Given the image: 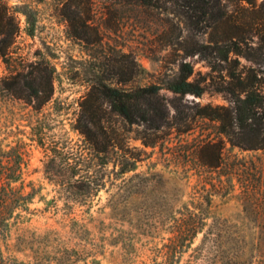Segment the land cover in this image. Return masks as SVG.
Returning a JSON list of instances; mask_svg holds the SVG:
<instances>
[{
    "label": "rangeland",
    "instance_id": "374dc122",
    "mask_svg": "<svg viewBox=\"0 0 264 264\" xmlns=\"http://www.w3.org/2000/svg\"><path fill=\"white\" fill-rule=\"evenodd\" d=\"M190 1L189 6L188 0H0L19 26L11 58L26 63L46 59L56 67L55 94L39 118L45 132L66 140L74 149L87 148L73 127L96 76L123 88L165 87L180 65L189 62L194 67L191 80L205 89L201 98L162 90L166 116L129 127L126 133L131 153L142 158L137 170L124 177L126 183L108 181L106 189L92 200L80 196L60 199L58 187L45 177L43 150L30 140L28 125L38 115L30 122L31 107L26 103L4 106L0 110L4 118L14 119L15 127L19 126L16 131H25L22 137L29 145L24 179L37 190L26 223L12 232L10 254L20 262L64 259L66 248L85 246L75 255L80 260L75 264H83L84 258L88 264H96L95 260L101 264H174L166 246L171 245L175 216L196 194L211 188L212 182L218 184L224 174L202 166L198 158L204 142L226 141L219 133V123L201 117V109L232 106L230 89L237 84L231 77L234 73L257 75L264 90V0L252 4ZM23 12L34 23L33 37L27 33L31 26ZM230 49L236 53H229L225 61ZM7 74L0 58V79ZM102 124L109 132L119 127L114 118ZM145 141L156 145L147 147ZM101 142L105 146V140ZM225 154L257 156L228 143ZM109 158L118 157L111 152ZM226 190L214 197V210L225 218H236L242 209L239 190L224 195ZM73 219L84 229L74 225ZM78 229L84 232L85 241L79 239ZM47 230L58 234L45 236ZM23 232L30 238L24 240ZM190 254H185L181 264Z\"/></svg>",
    "mask_w": 264,
    "mask_h": 264
},
{
    "label": "trees",
    "instance_id": "16d2710c",
    "mask_svg": "<svg viewBox=\"0 0 264 264\" xmlns=\"http://www.w3.org/2000/svg\"><path fill=\"white\" fill-rule=\"evenodd\" d=\"M188 1L190 6L192 2ZM23 13L32 27H28L27 33L33 37L34 23L29 22L27 12ZM18 33L16 17L7 6L0 5V37L3 36L0 58L8 71L0 79V110L4 106L15 108L23 102L31 107L30 122L38 115L36 122L28 125L30 140L43 150L46 157L45 177L58 187L60 199L80 196L92 200L106 189L108 181L112 185L119 180L126 183L124 177L135 172L142 161L139 154L131 153L126 133L130 131L129 127L166 116L162 90L180 97L190 95L201 98L205 93L199 83L191 80L194 67L189 62L180 65L165 87L150 84L123 88L96 76L81 103L82 108L73 127L84 137L87 148L74 149L66 140L45 132L39 118L45 106L53 100L56 67L46 59L30 63L23 59L13 60L10 49ZM232 52L236 53L230 49L224 57L225 61ZM231 77L237 82L230 89L232 106H205L200 112L201 117L219 123V133L226 141L224 144L204 142L198 149V158L202 166L223 170L224 174L220 175L218 184L212 182L211 188L205 187L175 216L171 245L166 246L171 251L174 264H181L190 251L185 264H264V90L257 75L251 78L234 73ZM104 105L108 108L105 109ZM109 118L115 119L118 130L109 132L102 124ZM14 123V119L4 118V113L0 111V264H75L80 261L75 255L81 254L85 246L66 248L64 259L42 257L35 259L34 263L20 262L10 254L13 229L26 223V215L31 213L30 206L37 196L34 186L26 184L24 179L29 145L22 137L25 131H16L19 126L15 127ZM101 139L105 140V146ZM227 143L231 148L257 156L227 157ZM144 145L154 147L156 144L145 141ZM111 152L118 157L114 161L109 158ZM29 185L30 190L27 191ZM221 189H227L224 195L239 190L242 209L236 218H225L214 210L213 199L221 195ZM72 221L84 229L79 221ZM83 231L88 232L86 228ZM57 234L54 230L45 231L48 237ZM78 234L79 239L85 241L82 229H78ZM200 235V243L193 248ZM21 236L24 240L30 238L26 232ZM83 261V264H88L86 258ZM95 263L101 264L98 260Z\"/></svg>",
    "mask_w": 264,
    "mask_h": 264
}]
</instances>
